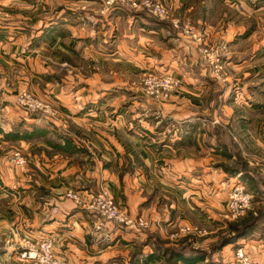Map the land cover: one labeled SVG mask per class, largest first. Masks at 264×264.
Instances as JSON below:
<instances>
[{
    "label": "crops",
    "instance_id": "0c3cea01",
    "mask_svg": "<svg viewBox=\"0 0 264 264\" xmlns=\"http://www.w3.org/2000/svg\"><path fill=\"white\" fill-rule=\"evenodd\" d=\"M160 1L183 28L205 34L189 21L199 2ZM145 13L101 0H0V74L9 83L0 88V264H17L25 236H52L56 254L74 264H129L147 231L179 243L172 237L182 226L223 216L242 176L216 165L241 160L264 182V45L232 49L258 26L203 20L219 25L204 36L227 44L230 65L251 67L219 80L195 39ZM147 72L179 76L181 92L153 101L133 86ZM23 89L57 115L20 109ZM33 127L43 134L28 139ZM17 152L26 166L12 163ZM68 190L105 191L150 226L142 236L110 222L99 229L98 215L66 199Z\"/></svg>",
    "mask_w": 264,
    "mask_h": 264
},
{
    "label": "built area",
    "instance_id": "2783aa9c",
    "mask_svg": "<svg viewBox=\"0 0 264 264\" xmlns=\"http://www.w3.org/2000/svg\"><path fill=\"white\" fill-rule=\"evenodd\" d=\"M106 8L115 6H125L134 11H144L148 15L161 21L171 22L175 28L183 30L190 35L199 46V53L204 63L212 68V72L217 79H225L226 64L220 56L219 49L211 47L204 35L194 32L190 27H182L179 19L175 18L173 11L164 5L160 0H101ZM133 86L139 88L143 93L157 103H165L173 97L179 95L182 90L183 80L171 73L147 72L133 83ZM9 88L7 78L0 74V88ZM16 105L23 111L42 118L55 117L58 113L55 106L44 100L31 91L23 89L15 95ZM12 163L16 167H24L28 164V159L20 152L14 154ZM66 199L74 202L77 206L94 212L101 219L99 229L106 223H113L118 227L127 229H147L150 226L149 221L144 217H134L127 209L107 192L90 193L82 197L74 190H68ZM253 196L248 192L243 183H238L229 195V205L227 218H238L250 208ZM206 235L207 231L194 226H182L179 231L173 235V239L184 235ZM55 239L52 236L32 237L25 236L19 242V250L16 254L17 264H74L63 260L56 254ZM262 248V245L255 249ZM263 253V252H261ZM260 253V254H261ZM235 264H261L254 252H249L244 247L239 248L235 254Z\"/></svg>",
    "mask_w": 264,
    "mask_h": 264
},
{
    "label": "rangeland",
    "instance_id": "374dc122",
    "mask_svg": "<svg viewBox=\"0 0 264 264\" xmlns=\"http://www.w3.org/2000/svg\"><path fill=\"white\" fill-rule=\"evenodd\" d=\"M199 1H202V3L198 6L196 3ZM229 3L233 6L230 7L231 9H238L241 11L242 14H238V12L235 10L221 7V3L225 4ZM194 3L195 10L193 11V14L190 18V23L192 25H199V30H201L202 34H206V37L208 39L210 36L212 37V34H216L213 31L218 32V26L219 25H213L210 23V21H206V24L204 23L205 20L211 19V21H215L217 24H223L221 28L228 25V23L236 21H239V19L242 17L246 20H242L240 22L243 23L244 28H249L250 26H258V35L256 34L255 38H252L250 41H244L239 40L235 43V45L232 47V49H235L238 51V49H246L248 46H252V44H258V46L264 45V0H191L190 4ZM242 7V8H241ZM170 9V8H169ZM172 11V10H171ZM183 18L184 15H181ZM186 18V17H185ZM185 20H188L187 18ZM204 20V21H203ZM247 23V25H246ZM204 26V27H203ZM217 28V30H216ZM220 28V31H221ZM204 34V35H205ZM211 39V38H210ZM214 42V41H213ZM211 47H216L219 49L220 56H222V59L224 60L226 64V70L227 74L229 75H246V73L251 69L249 64L244 65L243 67H233V65H230L229 62H231L232 57L230 52H228V49L225 50L226 46L224 45H215L211 41L207 42ZM218 43V42H217ZM199 47V46H198ZM235 47V48H234ZM229 51H232L231 49ZM231 58V60H230ZM260 62V61H259ZM258 62V63H259ZM204 64V63H203ZM259 66V65H258ZM236 68V69H235ZM239 161V160H238ZM243 174H241L242 176ZM259 175H252L253 178L248 181V183H243L241 181L240 183H243L247 190L250 186V189L248 190L249 193L252 194V204L250 208L244 213L242 216L238 218H227L228 209L224 211L222 214L223 216L216 217L214 221L209 222L208 225L198 226L204 230L207 231L206 235H184L179 236L176 240H187L189 243H193L195 247H203L205 249H210L213 245H218L219 241H221L224 237H229L233 234H231L230 225L233 223H237L238 221L246 218L249 216L250 213H253L255 216H261L260 220L256 223L253 229V233L250 235V237L235 242L234 244H230L226 246L223 250L218 252L214 257L213 260L219 262V264H235V254L236 251L239 248L244 247L249 252H254L256 254V257L259 261H261V264H264V258H261L264 256V182L263 179L258 177ZM239 182L235 183L230 192L228 193V197L233 190V188L238 184ZM248 186V187H247ZM229 200V199H228ZM229 205V202H228ZM260 213V214H259ZM191 225V224H190ZM178 228V227H177ZM177 228H174L175 232ZM172 232V233H173ZM1 234L0 233V240H1ZM176 234V233H175ZM178 240V241H179ZM262 245V248L255 249L256 247H259ZM17 247V246H16ZM5 249V248H4ZM18 249V247L16 248ZM3 250L0 249V252ZM263 252V253H261ZM261 253V254H260ZM14 256V255H13ZM12 264L13 259L10 260Z\"/></svg>",
    "mask_w": 264,
    "mask_h": 264
},
{
    "label": "trees",
    "instance_id": "16d2710c",
    "mask_svg": "<svg viewBox=\"0 0 264 264\" xmlns=\"http://www.w3.org/2000/svg\"><path fill=\"white\" fill-rule=\"evenodd\" d=\"M190 2L191 0H183V4L185 6H189ZM201 3L202 1H199L198 4L200 5ZM223 6L224 4L221 3V7ZM116 7L121 6H115L113 8ZM152 21L155 22V19H152ZM42 134V128L33 127V131L29 133L27 138L33 139ZM240 161L241 160L237 161L236 164L231 166L228 164H220L216 165V167L223 169L224 172L229 174L231 177H237L238 175L243 174L241 180L243 183H248L246 179L249 181L250 179L253 180V178H250L252 176L249 175L246 164ZM249 189L250 186L248 190ZM94 214L97 215L96 213ZM260 218L261 216L257 217L253 213H250L249 216L237 223L229 224L230 229L228 232L231 231V234H233L232 237H224L221 241H219L218 245H213L210 249L195 247L193 243H189L187 240L179 243L164 241L157 234L148 233V231L146 234V231H143L142 229H127L125 227H121V229L124 231L134 232L138 236L146 234L144 240H138L135 242L134 251L130 253L129 264H219L218 260H213V257L226 246L250 237L253 233L254 226Z\"/></svg>",
    "mask_w": 264,
    "mask_h": 264
}]
</instances>
